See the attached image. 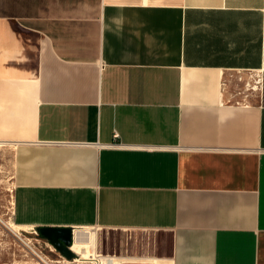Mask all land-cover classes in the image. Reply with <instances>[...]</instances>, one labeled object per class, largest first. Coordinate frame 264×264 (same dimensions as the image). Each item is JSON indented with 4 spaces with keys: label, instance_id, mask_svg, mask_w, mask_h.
Returning <instances> with one entry per match:
<instances>
[{
    "label": "crops",
    "instance_id": "obj_1",
    "mask_svg": "<svg viewBox=\"0 0 264 264\" xmlns=\"http://www.w3.org/2000/svg\"><path fill=\"white\" fill-rule=\"evenodd\" d=\"M1 141L17 226L264 264V0H0Z\"/></svg>",
    "mask_w": 264,
    "mask_h": 264
},
{
    "label": "rangeland",
    "instance_id": "obj_2",
    "mask_svg": "<svg viewBox=\"0 0 264 264\" xmlns=\"http://www.w3.org/2000/svg\"><path fill=\"white\" fill-rule=\"evenodd\" d=\"M11 153L12 148L11 152H7L4 146H0V264H37L36 257L28 251L27 245L50 264H81L73 262L78 258L77 255L71 261L66 260L47 241L35 235L31 228L16 230L9 226L12 221ZM87 230L95 237L96 251L114 257L116 260L113 264H154L145 262L146 258H156L163 264L169 262L166 260L170 253L167 234L153 230H108L98 227Z\"/></svg>",
    "mask_w": 264,
    "mask_h": 264
},
{
    "label": "bare ground",
    "instance_id": "obj_3",
    "mask_svg": "<svg viewBox=\"0 0 264 264\" xmlns=\"http://www.w3.org/2000/svg\"><path fill=\"white\" fill-rule=\"evenodd\" d=\"M0 146H4L7 152H11V144L6 142H0ZM13 203V202H12ZM9 226L16 230H25V227L17 226L13 223V221L9 222ZM28 251L32 253L36 259L37 264H50L49 261L46 260L45 257L38 254L32 247L27 245ZM72 253L77 255V259H74L73 262H79L81 264L85 262H96V264H113L116 260L114 257L99 254L95 249V237L93 233L87 230V228L75 229L73 232V242L70 247ZM117 258V257H116ZM145 262H152L154 264H163L162 261H159L156 258L150 259L146 258ZM52 263V262H51ZM167 264H172L168 262Z\"/></svg>",
    "mask_w": 264,
    "mask_h": 264
},
{
    "label": "water",
    "instance_id": "obj_4",
    "mask_svg": "<svg viewBox=\"0 0 264 264\" xmlns=\"http://www.w3.org/2000/svg\"><path fill=\"white\" fill-rule=\"evenodd\" d=\"M34 231L37 236L47 241L66 260L74 259L75 254L70 250L73 242L72 228L38 227Z\"/></svg>",
    "mask_w": 264,
    "mask_h": 264
},
{
    "label": "built area",
    "instance_id": "obj_5",
    "mask_svg": "<svg viewBox=\"0 0 264 264\" xmlns=\"http://www.w3.org/2000/svg\"><path fill=\"white\" fill-rule=\"evenodd\" d=\"M33 232L35 233V235H37L36 232H35L34 230H33ZM73 232H74V229H73Z\"/></svg>",
    "mask_w": 264,
    "mask_h": 264
}]
</instances>
